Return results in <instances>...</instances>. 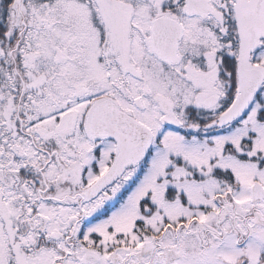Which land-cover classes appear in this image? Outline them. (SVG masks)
<instances>
[{"label":"snow or ice","instance_id":"obj_1","mask_svg":"<svg viewBox=\"0 0 264 264\" xmlns=\"http://www.w3.org/2000/svg\"><path fill=\"white\" fill-rule=\"evenodd\" d=\"M0 264H264V0H0Z\"/></svg>","mask_w":264,"mask_h":264}]
</instances>
